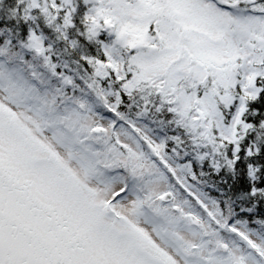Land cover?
<instances>
[{
    "label": "snow or ice",
    "instance_id": "obj_1",
    "mask_svg": "<svg viewBox=\"0 0 264 264\" xmlns=\"http://www.w3.org/2000/svg\"><path fill=\"white\" fill-rule=\"evenodd\" d=\"M0 264H264V0H0Z\"/></svg>",
    "mask_w": 264,
    "mask_h": 264
}]
</instances>
